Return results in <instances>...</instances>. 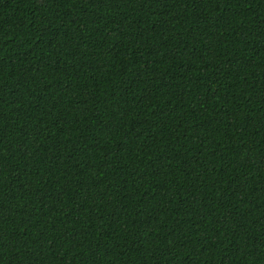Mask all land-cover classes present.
I'll return each instance as SVG.
<instances>
[{
    "label": "trees",
    "instance_id": "16d2710c",
    "mask_svg": "<svg viewBox=\"0 0 264 264\" xmlns=\"http://www.w3.org/2000/svg\"><path fill=\"white\" fill-rule=\"evenodd\" d=\"M0 264H264V0H0Z\"/></svg>",
    "mask_w": 264,
    "mask_h": 264
}]
</instances>
